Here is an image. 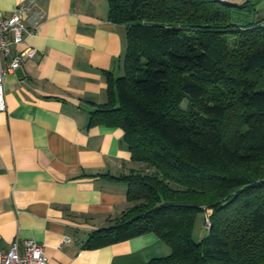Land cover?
I'll use <instances>...</instances> for the list:
<instances>
[{
  "label": "trees",
  "instance_id": "16d2710c",
  "mask_svg": "<svg viewBox=\"0 0 264 264\" xmlns=\"http://www.w3.org/2000/svg\"><path fill=\"white\" fill-rule=\"evenodd\" d=\"M124 75L92 124L118 127L129 206L93 245L155 233L149 264H264V21L258 0H107ZM187 100V108L183 102ZM200 213L210 221L199 242Z\"/></svg>",
  "mask_w": 264,
  "mask_h": 264
},
{
  "label": "crops",
  "instance_id": "0c3cea01",
  "mask_svg": "<svg viewBox=\"0 0 264 264\" xmlns=\"http://www.w3.org/2000/svg\"><path fill=\"white\" fill-rule=\"evenodd\" d=\"M21 5L29 8L30 30L40 23L27 36L38 54L5 76L0 250L34 240L45 245L48 264H149L166 257L170 247L153 232L92 244L93 234L129 206L123 177L136 167L123 129L92 124L109 100L110 81L124 75L127 27L111 21L107 0H0V17ZM256 9L264 21V0Z\"/></svg>",
  "mask_w": 264,
  "mask_h": 264
},
{
  "label": "built area",
  "instance_id": "2783aa9c",
  "mask_svg": "<svg viewBox=\"0 0 264 264\" xmlns=\"http://www.w3.org/2000/svg\"><path fill=\"white\" fill-rule=\"evenodd\" d=\"M218 1L226 3L230 0ZM28 10V7L21 5L12 14L0 17V112L7 109L5 76L38 54V51L28 44L27 36L38 33L40 23L36 21L32 30L27 27L24 14ZM3 57L9 59L7 66ZM209 227L210 221L206 217L205 228ZM0 264H48L46 247L34 240H26L23 244L15 241L6 252L0 250Z\"/></svg>",
  "mask_w": 264,
  "mask_h": 264
},
{
  "label": "rangeland",
  "instance_id": "374dc122",
  "mask_svg": "<svg viewBox=\"0 0 264 264\" xmlns=\"http://www.w3.org/2000/svg\"><path fill=\"white\" fill-rule=\"evenodd\" d=\"M183 108H187L188 106V101L185 100L183 102ZM208 232L207 230L205 229V219H204V214L203 213H200L197 220H196V223H195V228H194V232H193V236H194V239L199 242L202 238H204L205 236H207Z\"/></svg>",
  "mask_w": 264,
  "mask_h": 264
}]
</instances>
